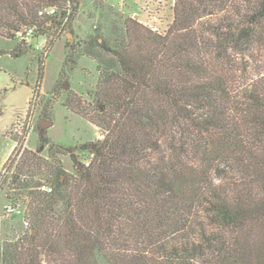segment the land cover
Here are the masks:
<instances>
[{"label": "trees", "instance_id": "1", "mask_svg": "<svg viewBox=\"0 0 264 264\" xmlns=\"http://www.w3.org/2000/svg\"><path fill=\"white\" fill-rule=\"evenodd\" d=\"M80 4L0 0V37L48 35ZM259 49L264 0H175L165 36L127 25L102 49L114 63L92 103H64L104 139L14 138L0 182L23 217L4 223L0 264H264V75L236 74Z\"/></svg>", "mask_w": 264, "mask_h": 264}, {"label": "rangeland", "instance_id": "2", "mask_svg": "<svg viewBox=\"0 0 264 264\" xmlns=\"http://www.w3.org/2000/svg\"><path fill=\"white\" fill-rule=\"evenodd\" d=\"M174 8L175 0H81L79 10L60 26L51 27L48 35L0 37V52L5 53L0 56V124H8L7 134L32 151L40 148L39 131L51 143L91 145L92 149L104 136L88 119L64 107L67 97L72 94L87 105L92 103L88 93L96 89L100 72L114 63L102 50L106 43L125 34L127 25L142 35L151 31L165 36L174 21ZM242 68L251 76L264 75V50L239 62L237 80ZM45 111H50L51 121H45ZM41 155L46 157V150ZM78 157L87 164L91 154L85 151ZM63 166L75 171L69 157H63ZM7 192L1 180L0 242L4 223L14 214L13 223L20 226L23 217L21 206L9 205Z\"/></svg>", "mask_w": 264, "mask_h": 264}, {"label": "crops", "instance_id": "3", "mask_svg": "<svg viewBox=\"0 0 264 264\" xmlns=\"http://www.w3.org/2000/svg\"><path fill=\"white\" fill-rule=\"evenodd\" d=\"M8 124H0V174L16 149L17 143L7 134Z\"/></svg>", "mask_w": 264, "mask_h": 264}, {"label": "built area", "instance_id": "4", "mask_svg": "<svg viewBox=\"0 0 264 264\" xmlns=\"http://www.w3.org/2000/svg\"><path fill=\"white\" fill-rule=\"evenodd\" d=\"M57 11L58 10H57L56 7H49V8L42 9L39 14L41 16H49V17H52V16H55L57 14ZM31 34H32V31L31 30L28 31L27 32V37L30 36ZM87 165H89V164L87 163ZM3 172H4V170H3ZM3 172H2V174H3ZM43 190L51 191V189H48V188H43Z\"/></svg>", "mask_w": 264, "mask_h": 264}, {"label": "water", "instance_id": "5", "mask_svg": "<svg viewBox=\"0 0 264 264\" xmlns=\"http://www.w3.org/2000/svg\"><path fill=\"white\" fill-rule=\"evenodd\" d=\"M47 125H48V126L51 125V122H48Z\"/></svg>", "mask_w": 264, "mask_h": 264}]
</instances>
